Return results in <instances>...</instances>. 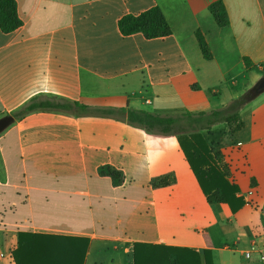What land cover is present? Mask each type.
<instances>
[{"label": "crops", "instance_id": "1", "mask_svg": "<svg viewBox=\"0 0 264 264\" xmlns=\"http://www.w3.org/2000/svg\"><path fill=\"white\" fill-rule=\"evenodd\" d=\"M16 1L23 25L0 28V118H15L0 134V264H17L21 233L66 237L50 246L58 264H134L139 243L182 250L193 264L209 247L212 264H264L256 251L246 257L264 242V95L240 109L241 130L220 123L204 132L246 202L236 213L208 201L177 136L64 108L15 116L32 100L227 108L264 76V0H222L225 27L210 11L218 0ZM155 7L170 35L122 33L124 16ZM105 165L125 182L100 174ZM170 174L173 183L152 185Z\"/></svg>", "mask_w": 264, "mask_h": 264}, {"label": "trees", "instance_id": "2", "mask_svg": "<svg viewBox=\"0 0 264 264\" xmlns=\"http://www.w3.org/2000/svg\"><path fill=\"white\" fill-rule=\"evenodd\" d=\"M210 11L219 26L225 27L229 24L226 6L222 0L212 3ZM22 25L23 21L19 15L17 1L0 0V28L6 33H10ZM119 26L124 35L142 32L148 38H159L172 33L165 14L158 7L140 15H126L119 21ZM198 38L205 58L211 59L210 47L201 32H198ZM246 61L248 62V59ZM246 102L242 96L234 100L227 108L201 112L159 113L125 107H91L77 102L61 104L50 100H32L16 112L15 116L20 118L33 111L64 108L72 110L74 114L83 111L90 116L125 121L153 133L177 136L208 201L210 203H226L236 213L244 207L246 202L242 196H239V186L229 180V169L224 163L221 151L215 150L205 137L204 132L210 131L220 123H228L233 132L241 130L245 123L240 115V109ZM100 174L111 176L117 185L125 182L124 172L110 165L102 166ZM174 181L175 176L170 174L153 179L152 185L161 187ZM65 239L67 238L61 236L21 233L19 248L14 252L15 261L17 264H58L50 258L52 255L49 254L50 246ZM83 241L87 243L88 240L84 239ZM211 248H207L202 256L196 255V258L200 260L203 257L204 264H212ZM183 252L166 246L139 243L135 246L134 264H193V260L189 261ZM37 254H41V257H38Z\"/></svg>", "mask_w": 264, "mask_h": 264}, {"label": "water", "instance_id": "3", "mask_svg": "<svg viewBox=\"0 0 264 264\" xmlns=\"http://www.w3.org/2000/svg\"><path fill=\"white\" fill-rule=\"evenodd\" d=\"M264 92V76L244 95L246 101L253 100ZM15 118L7 115L0 118V134L4 132L13 122Z\"/></svg>", "mask_w": 264, "mask_h": 264}, {"label": "built area", "instance_id": "4", "mask_svg": "<svg viewBox=\"0 0 264 264\" xmlns=\"http://www.w3.org/2000/svg\"><path fill=\"white\" fill-rule=\"evenodd\" d=\"M254 251L258 252L260 260H262L264 262V242L253 243L252 249L250 251L246 252V257L250 258ZM0 255H1V257H5L4 253H1Z\"/></svg>", "mask_w": 264, "mask_h": 264}, {"label": "rangeland", "instance_id": "5", "mask_svg": "<svg viewBox=\"0 0 264 264\" xmlns=\"http://www.w3.org/2000/svg\"><path fill=\"white\" fill-rule=\"evenodd\" d=\"M262 95H264V92L262 93ZM261 95V96H262ZM260 96V95H259ZM2 134V133H1ZM0 171H2L1 169H0ZM1 178L3 179V181H5L6 180V178H5V176L2 174V172H1ZM14 196V195H13ZM15 198H16V196H14ZM5 198H7L6 197V195H4V194H2L1 192H0V207H1V205L3 204V201H4V199Z\"/></svg>", "mask_w": 264, "mask_h": 264}]
</instances>
